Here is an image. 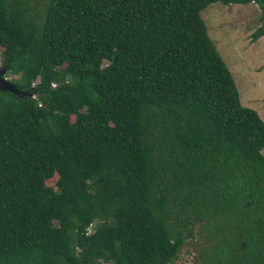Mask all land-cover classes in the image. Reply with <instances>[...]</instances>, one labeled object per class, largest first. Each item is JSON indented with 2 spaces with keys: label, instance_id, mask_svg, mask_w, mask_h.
<instances>
[{
  "label": "trees",
  "instance_id": "trees-1",
  "mask_svg": "<svg viewBox=\"0 0 264 264\" xmlns=\"http://www.w3.org/2000/svg\"><path fill=\"white\" fill-rule=\"evenodd\" d=\"M0 0V264H264V121L241 104L208 6ZM53 181V185H47ZM57 222V225L54 224Z\"/></svg>",
  "mask_w": 264,
  "mask_h": 264
},
{
  "label": "rangeland",
  "instance_id": "rangeland-1",
  "mask_svg": "<svg viewBox=\"0 0 264 264\" xmlns=\"http://www.w3.org/2000/svg\"><path fill=\"white\" fill-rule=\"evenodd\" d=\"M14 0H7L12 4ZM41 13L44 0H18ZM208 37L231 72L239 92L241 104L258 113L264 121V37L251 42L252 33L259 27L257 5H223L215 3L200 13ZM0 56V78L10 82L4 74ZM264 155V150L262 151ZM47 185L52 186L53 181ZM57 225V222H54ZM206 235L199 234L181 250L176 264H203L202 246Z\"/></svg>",
  "mask_w": 264,
  "mask_h": 264
},
{
  "label": "water",
  "instance_id": "water-1",
  "mask_svg": "<svg viewBox=\"0 0 264 264\" xmlns=\"http://www.w3.org/2000/svg\"><path fill=\"white\" fill-rule=\"evenodd\" d=\"M1 74H3V72L0 73V75ZM0 91L9 92V93H11V94H13L19 98L31 96L28 93L17 89L12 83H10L7 80L2 79V78H0Z\"/></svg>",
  "mask_w": 264,
  "mask_h": 264
}]
</instances>
